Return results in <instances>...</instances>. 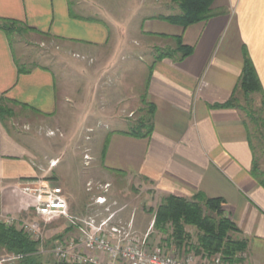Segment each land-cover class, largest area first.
Listing matches in <instances>:
<instances>
[{
    "label": "crops",
    "instance_id": "1",
    "mask_svg": "<svg viewBox=\"0 0 264 264\" xmlns=\"http://www.w3.org/2000/svg\"><path fill=\"white\" fill-rule=\"evenodd\" d=\"M213 10L218 14L188 27L158 18L165 14L145 16L138 24L141 44L150 38L153 46L166 48L181 36L194 51L183 61L163 58L154 63L145 101L155 107L153 132L137 137L114 131L102 158L103 172L146 181L163 195L191 198L201 192L223 198L226 214L248 240V260L264 264V186L252 174L255 151L245 117L235 107L215 106L227 102L237 88L245 48L264 89V0H215ZM71 11L79 15L71 0H0V17L17 19L30 32L94 47L109 43L111 26L123 32L124 24H115L108 13L107 20H86ZM19 63L13 42L0 29V97L23 110L55 113L54 72L36 65L21 73ZM45 178L28 143L0 120V217L15 218L19 225L30 221L34 199L20 185L49 181ZM69 211L80 214L71 206ZM72 234L68 229L59 238Z\"/></svg>",
    "mask_w": 264,
    "mask_h": 264
},
{
    "label": "rangeland",
    "instance_id": "2",
    "mask_svg": "<svg viewBox=\"0 0 264 264\" xmlns=\"http://www.w3.org/2000/svg\"><path fill=\"white\" fill-rule=\"evenodd\" d=\"M71 1L76 14L104 20L108 18L106 13L110 14L115 24L117 20L124 24L123 32L118 29V33L116 26H111V38L103 47L32 31L15 32L12 42L20 64L26 68L45 66L54 72L58 108L47 115L4 101L13 111L5 124L28 143L36 164L48 176L45 179L62 186L72 210H78L79 215H105V209L94 201L103 191L102 186L109 183L107 196L117 220L133 221L135 235L141 238L147 235V244L152 249L161 246L165 251L177 253L163 242L167 235L153 227L155 211L168 195L148 188L146 181L106 176L102 158L108 135L119 129L129 130L142 118L149 117V106L143 98L155 49L161 47L153 46L154 40L150 38L141 44L139 40L144 37L138 24L145 16L176 14L179 8L171 0H156L155 4L151 0ZM118 34L121 40L117 44ZM252 97L249 107L254 117H247V121L252 129L257 173L264 178V109L260 95ZM29 219L41 232L37 239L28 234L31 240L39 242V251L51 248L68 232L63 218L46 220L34 214ZM187 229L196 243V228ZM246 254H239L244 262L236 264H251ZM23 258L0 248V264H23ZM37 260L42 264H77L58 260L49 252H39Z\"/></svg>",
    "mask_w": 264,
    "mask_h": 264
},
{
    "label": "trees",
    "instance_id": "3",
    "mask_svg": "<svg viewBox=\"0 0 264 264\" xmlns=\"http://www.w3.org/2000/svg\"><path fill=\"white\" fill-rule=\"evenodd\" d=\"M214 1L171 0L179 8V12L170 15H159L158 18L182 27H188L195 23L207 21L217 15L218 13L213 10ZM71 15L80 19L98 20L75 15L72 11ZM0 29L5 31L12 41V35L15 32H26L32 28L17 19L0 17ZM174 40L176 43L174 48L155 49L154 62L150 65L149 76L157 60L171 58L176 61H183L193 53L194 47L186 45L181 36H177ZM19 68L21 73L30 71L23 64H20ZM146 94L143 102L146 101ZM253 95H260L261 106L264 109V89L253 60L247 48H245L244 67L237 88L227 102L215 106L235 107L245 114L244 122L251 142L252 129L247 117L251 119L254 117L253 110L249 107L252 104ZM4 101L0 97V120L5 123L6 117L11 116L13 111ZM148 106L149 117L142 118L136 125L129 130L123 131V133L137 137H149L152 134L155 107L149 104ZM109 136L105 143L103 156L107 149ZM252 174L264 186V178L257 173L256 161L253 164ZM223 205V198L208 197L201 192L191 198L170 194L157 207L153 227L167 235L163 242L168 249L173 248L181 253L183 248H186V251L192 250L197 254L205 253L209 256L221 253L223 259L231 264L244 262V259L239 258L238 255L247 252L248 240L241 236V229L226 214ZM189 226L195 227L197 230L196 243L192 242V235L187 229ZM38 246L39 242L31 240L23 229L16 225L7 226L0 222V248L2 247L8 252L22 255L24 257L21 260L23 264H42L37 260L39 255Z\"/></svg>",
    "mask_w": 264,
    "mask_h": 264
},
{
    "label": "built area",
    "instance_id": "4",
    "mask_svg": "<svg viewBox=\"0 0 264 264\" xmlns=\"http://www.w3.org/2000/svg\"><path fill=\"white\" fill-rule=\"evenodd\" d=\"M109 187V183L103 185V191L94 201L105 209V215H73L62 186L44 180L22 182V191L33 196L35 214L46 220L55 216L63 218L67 228L73 231L71 237L58 238L54 246L39 252H49L58 260L77 264H230L221 253L209 256L183 249L181 253L172 254L161 246L152 249L147 244V235L144 238L135 235L133 221L117 220L107 196ZM0 222L7 226L16 225L36 239L40 238L41 232L31 221L19 225L15 218L1 216Z\"/></svg>",
    "mask_w": 264,
    "mask_h": 264
}]
</instances>
